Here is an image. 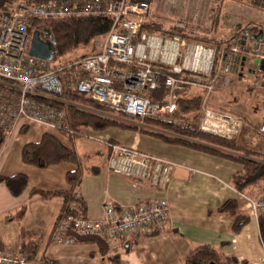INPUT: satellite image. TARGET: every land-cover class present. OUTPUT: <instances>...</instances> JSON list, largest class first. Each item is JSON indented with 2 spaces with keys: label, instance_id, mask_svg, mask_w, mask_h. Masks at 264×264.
Segmentation results:
<instances>
[{
  "label": "built area",
  "instance_id": "2783aa9c",
  "mask_svg": "<svg viewBox=\"0 0 264 264\" xmlns=\"http://www.w3.org/2000/svg\"><path fill=\"white\" fill-rule=\"evenodd\" d=\"M150 5L109 0H47L37 4H5L0 8V131L7 137L19 122L39 124L55 132H67L69 125L63 109L46 101L61 102L64 90L83 95L114 114L128 117L173 118L177 114L175 92L184 87L203 89L199 130L232 139L242 122L228 114L205 106L207 95L217 82L226 86L230 64L247 54L240 43L221 49L202 44H188L176 36L139 33V25ZM104 16L111 29L97 52L72 66L83 78L57 75L47 61L28 54L29 30L33 19ZM175 28L184 29L181 23ZM263 46V45H261ZM256 47L255 49H257ZM264 64V55L260 58ZM121 67V68H119ZM168 74L162 80L164 95L149 100L147 91L159 88L160 70ZM264 77V67L261 70ZM187 74L189 78L182 76ZM264 83V82H263ZM264 140V119L256 129ZM106 170L109 173L145 182L158 191L165 189L171 163L126 146L107 143ZM264 149V141H263ZM252 214H264V198L247 200ZM76 211V204L70 205ZM102 217L90 220L77 214L61 220L52 230L50 240L56 244L73 243L75 237L94 236L105 239L110 250L118 248L128 237L159 232L168 219L166 203L157 199L147 204L101 205ZM19 250L0 249V264H29Z\"/></svg>",
  "mask_w": 264,
  "mask_h": 264
},
{
  "label": "crops",
  "instance_id": "0c3cea01",
  "mask_svg": "<svg viewBox=\"0 0 264 264\" xmlns=\"http://www.w3.org/2000/svg\"><path fill=\"white\" fill-rule=\"evenodd\" d=\"M165 25L174 27L175 24ZM184 30L188 31L185 27ZM201 37L212 38L206 35ZM251 45L249 44V48ZM205 106H208L206 101ZM22 129H25L24 133L21 132ZM104 132L103 134L100 132L99 135L107 134L109 139L106 141L111 140L172 165L169 181L162 191L145 182H135L107 172L106 160L102 166H90L84 171L76 194L84 202V217L87 219H100L101 205L105 201H112L115 206H129L161 199L167 205L168 219L165 226L152 236L138 239L126 252H122L118 246L115 252L119 253V262L116 264H183V261L190 256L201 264H220V257H235L250 264H264V247L259 236L256 217L252 214L247 199L232 188L231 178L240 169L237 164L194 150L166 145L156 139L131 132L115 129ZM240 133L241 130L234 137L236 143ZM43 134L52 135L67 146L56 132L46 126L33 123L17 124L6 137L0 151V177L21 174L27 179V188L18 197H12L4 185L0 184V217L2 216L6 222H22L26 217H32V225H22L20 232H28L38 238L37 256L44 255L48 259L56 260L58 264H93V261L99 258L95 253L97 250L95 244L51 242L52 226L61 200L28 196L31 189L45 192L67 190L65 174L74 169L69 164L36 169L20 162L22 147L28 143L38 142ZM259 143L261 149L258 151L263 152L262 140ZM227 200H234L238 212L249 218L248 223L236 233L232 231L231 218L215 213ZM21 206H24L25 211L20 219H5ZM40 232L45 233L44 239ZM0 238L3 243V248L0 249L18 250L21 236L14 249H6L1 235ZM199 246H207L213 252L196 251V247ZM91 254L94 256L91 257Z\"/></svg>",
  "mask_w": 264,
  "mask_h": 264
},
{
  "label": "trees",
  "instance_id": "16d2710c",
  "mask_svg": "<svg viewBox=\"0 0 264 264\" xmlns=\"http://www.w3.org/2000/svg\"><path fill=\"white\" fill-rule=\"evenodd\" d=\"M47 0H0V8L5 4H37ZM121 1V0H109ZM127 3H144L150 4L151 0H123ZM257 5L264 0H253ZM149 12L145 15L144 21L139 25L138 32L146 34H158L166 37L176 36L179 39L198 42L202 45L212 47L218 53L223 48H228L246 33L247 37L243 41L241 47L247 53L239 56L230 64L232 67L243 66L245 55L249 51V44H257L264 42V27L257 25H247L242 29V33L234 36L229 43H222L214 38H205L193 36L184 29L166 26L165 23L153 20L148 17ZM112 21L104 16L89 17H69L55 19H33L29 34L36 32L39 39L44 42H52L53 56L52 60L70 56L71 61L67 65L59 68L57 75H72L76 78H83V74L72 64L87 56H91L97 52L96 44L102 42L106 34L111 29ZM260 30L263 34L260 41H255L253 37L257 36ZM249 39V41H247ZM82 50V52L77 53ZM77 53V54H76ZM250 54V53H249ZM72 56V57H71ZM121 68V67H119ZM159 76V88L147 91L145 97L149 100H160L164 95L162 80L168 74L166 69H161ZM231 74V73H230ZM183 78L188 79L189 76L184 74ZM192 80V78H189ZM230 81V80H229ZM203 89L184 87L181 91L175 92V102L177 105V114L173 118H151V117H128L122 114H114L98 105L89 98L74 93L68 89L64 90L62 100L66 102L46 101L51 105L61 108L65 111L69 130L60 132L65 139L72 141L75 137H83L85 132L100 133L109 129H115L123 132H131L141 136L150 137L170 146L182 147L194 150L206 155L215 156L221 159L229 160L239 166V171L232 176L233 190L244 196L247 200L255 198H264V149L262 151H253L237 145L235 136L232 139H225L213 134L205 133L199 130L201 119V104L203 100ZM215 112L222 113L220 110ZM236 118V117H235ZM257 129V128H256ZM256 131V130H255ZM22 133L25 129L21 130ZM257 133V132H256ZM261 138V137H260ZM6 136L0 131V151L5 142ZM262 139V138H261ZM263 140V139H262ZM114 143L111 140L105 142ZM119 145V144H118ZM20 162L23 165L36 169H46L51 166L60 164H69L74 167L72 171L65 174V184L67 190L45 192L37 189H31L28 196H38L41 199L59 198L61 205L54 219L52 230L57 224L68 216L76 217L77 214L84 216L85 206L80 197L77 196L76 190L80 185L84 171L81 162L72 146H66L58 141L54 136L43 134L36 143L25 144L20 152ZM92 169V168H91ZM92 172V171H91ZM0 184H3L7 192L12 197H18L27 188V179L21 174H15L10 177H0ZM76 204V211L70 210V205ZM24 206L19 207L13 214L7 215L6 220L20 219L24 214ZM219 215L228 216L233 220L232 231L238 232L248 223V217L238 212L234 200H227L215 212ZM259 236L264 247V214L256 216ZM157 232H150L145 235H136L120 242L119 249L126 252L132 243L138 239L152 236ZM21 241L18 250L22 252L30 262V264H58L56 260L48 259L44 255L37 256L38 238L34 234L28 232H20ZM74 242L93 243L96 246V255L98 260L93 264H116L119 262V253L111 251L108 242L100 237L81 236L75 237ZM0 248L3 243L0 238ZM196 251L213 250L207 246L196 247ZM37 256V258H35ZM94 254H91L93 257ZM201 264L198 260H194L193 256L186 258L183 264ZM220 264H246L244 260H238L235 257H220Z\"/></svg>",
  "mask_w": 264,
  "mask_h": 264
},
{
  "label": "rangeland",
  "instance_id": "374dc122",
  "mask_svg": "<svg viewBox=\"0 0 264 264\" xmlns=\"http://www.w3.org/2000/svg\"><path fill=\"white\" fill-rule=\"evenodd\" d=\"M252 2L254 1L151 0L148 17L165 24L182 22L183 24H181L187 28L188 32H193L196 34L195 36H211L227 44L232 41L235 35L242 33V29L247 25L264 27V1L258 3L259 5ZM259 33L262 35L263 30H260ZM256 47L258 48L255 49ZM245 49L250 54L245 55L243 67L239 69L232 67L231 74L227 76L230 80L229 85L224 86L219 81L207 95L206 102L209 109L220 110L239 119L242 126L237 145L258 151L261 149L259 142L262 139L255 130L264 119V77L261 73L264 64L260 61L264 55V43L252 44L251 48ZM80 52L82 50L77 53ZM69 61H71L70 56H66L51 60L48 65L51 68H59L67 65L66 63ZM202 93L204 97L206 92ZM20 124L19 122L18 125ZM56 135L64 140L67 146L73 147L83 171H86L90 166H102L104 161H107L108 150L104 146L106 139H109L107 134L99 135V133L87 131L83 137L73 138L72 142L66 140L58 132ZM31 223L32 217L30 216L22 222H6L1 216L0 235L3 238L4 247L14 249L20 241L21 226H29L32 225ZM41 234L44 239L45 233Z\"/></svg>",
  "mask_w": 264,
  "mask_h": 264
},
{
  "label": "water",
  "instance_id": "95a60500",
  "mask_svg": "<svg viewBox=\"0 0 264 264\" xmlns=\"http://www.w3.org/2000/svg\"><path fill=\"white\" fill-rule=\"evenodd\" d=\"M261 37L262 35L258 33L257 36L253 37V39L255 41H260ZM28 54L32 57L49 62L52 60V56H53V44L52 42H44L40 40L38 34L36 32H33L30 35ZM193 264H198V263L193 262Z\"/></svg>",
  "mask_w": 264,
  "mask_h": 264
}]
</instances>
